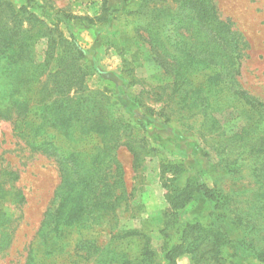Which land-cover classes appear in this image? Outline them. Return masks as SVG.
Segmentation results:
<instances>
[{"label":"trees","instance_id":"16d2710c","mask_svg":"<svg viewBox=\"0 0 264 264\" xmlns=\"http://www.w3.org/2000/svg\"><path fill=\"white\" fill-rule=\"evenodd\" d=\"M186 1L189 12L153 9L146 16L141 37L165 76L147 89L141 80L134 82L142 88L132 101L147 111L140 101L143 94L160 102L156 115L192 133L203 150L215 155L221 170L232 176L248 171L258 186L252 193V212L260 224L250 223L249 214H233L229 225L244 235L237 241L218 225H183L180 213L193 200L203 197L219 210L234 197L188 179L180 184L184 170L170 162L171 181L179 184L166 195L170 211L160 219L159 244L153 245L150 235L155 229L148 222L144 227H120L118 212L132 203L138 186L125 178L117 151L124 147L131 154L137 175L149 154L144 138L134 137L131 123L118 115L117 104L106 93L82 89L72 97L65 94L81 76L77 65H61L63 71L53 73L57 76L48 74L53 78L48 90L32 86L48 70L55 50L61 48L58 56L67 55L71 61H76L74 52L78 59L81 53L74 41L59 33L54 37L53 30L46 29L44 61L26 58L29 43L19 39L16 11L0 0L3 21L11 23L0 22V120L11 123L14 136L29 152L52 159L59 174L24 264H177L185 255L195 264H238L224 256L235 246L264 262V104L238 85L241 44L229 24L218 19L212 0ZM106 11L102 0L101 13ZM16 180L9 167L0 169V253L12 244L14 215H21L25 202L22 191L13 186ZM206 245L207 256L200 253Z\"/></svg>","mask_w":264,"mask_h":264},{"label":"rangeland","instance_id":"374dc122","mask_svg":"<svg viewBox=\"0 0 264 264\" xmlns=\"http://www.w3.org/2000/svg\"><path fill=\"white\" fill-rule=\"evenodd\" d=\"M5 1L11 4L18 16L21 43L25 45V39H28L26 58L34 63L44 61L48 51L46 29L53 30L54 37L59 33L68 42L74 41L81 53L78 59L74 52L76 61H71L67 55L58 56L61 48L55 50L48 70L40 81L37 78L33 80L32 86L48 90L53 85V78L47 77L48 74L57 76L58 73H53L63 71L61 65H77L81 76L65 94L72 97L82 89L106 93L117 104L118 115L131 123L134 137L144 138L149 154L137 175L132 170L131 154L124 147L117 151V158L125 168V178L138 186L132 203L118 212L120 227L138 228L148 222L155 229L150 235L152 243L159 244L156 231L161 217L170 211L166 195L172 194L173 188L179 184L177 180L171 181V172L167 171L170 162L181 164L184 170L180 184L188 179L193 183H203L221 194L231 193L234 197L232 204L219 210L213 209L203 197L193 200L180 213L179 220L183 225L186 222L218 225L230 239L237 241L244 235L229 225L233 214H249L252 216L250 223L260 224L257 213L252 212V193L258 186L248 171L232 176L221 170L222 165L215 155L203 150L192 133H183L175 121H166L156 115L162 107L160 102L143 94L139 98L149 109L147 111L132 101V96L142 88L134 82L141 80L147 89L146 86L159 83L165 76L141 37L143 22L148 19L146 16L153 9L170 14L182 10L189 12L187 1L106 0L107 11L104 14L101 13L102 0ZM212 3L218 19L229 24L233 37L241 44L240 69L236 76L238 85L264 104V0H212ZM4 13L5 7L2 6L0 22L11 25L8 20L3 21ZM182 14L184 17L186 12ZM228 127H232V123ZM3 167L16 172L17 180L13 186L22 191L25 202L20 207L21 215L18 212L14 215L17 221H13V241L6 252L0 253V264H24L28 243L36 233L59 183L58 169L52 159L29 152L14 136L11 123L0 120V169ZM207 251L208 245L200 253ZM233 254L235 256L231 257ZM224 256L227 261L233 259L238 264H264L242 247L227 249ZM177 264L195 263L185 255ZM198 264L212 263L205 260Z\"/></svg>","mask_w":264,"mask_h":264},{"label":"crops","instance_id":"0c3cea01","mask_svg":"<svg viewBox=\"0 0 264 264\" xmlns=\"http://www.w3.org/2000/svg\"><path fill=\"white\" fill-rule=\"evenodd\" d=\"M183 257H184V256L179 257V258L177 259V262H179L180 260H182Z\"/></svg>","mask_w":264,"mask_h":264}]
</instances>
